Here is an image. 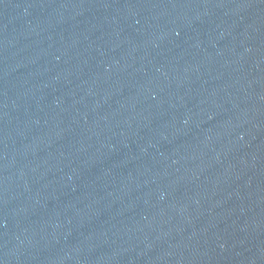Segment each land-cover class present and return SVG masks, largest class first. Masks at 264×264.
<instances>
[{"label": "water", "instance_id": "obj_1", "mask_svg": "<svg viewBox=\"0 0 264 264\" xmlns=\"http://www.w3.org/2000/svg\"><path fill=\"white\" fill-rule=\"evenodd\" d=\"M0 264H264V0H0Z\"/></svg>", "mask_w": 264, "mask_h": 264}]
</instances>
